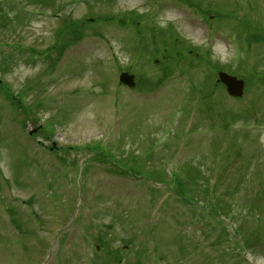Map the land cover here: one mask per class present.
<instances>
[{
  "label": "rangeland",
  "instance_id": "obj_1",
  "mask_svg": "<svg viewBox=\"0 0 264 264\" xmlns=\"http://www.w3.org/2000/svg\"><path fill=\"white\" fill-rule=\"evenodd\" d=\"M155 1L0 0L12 18L0 20V264L246 263L241 246L264 228V0ZM199 2L220 15L208 20ZM137 13V26L118 20ZM99 15L115 24H82L85 39L60 59L72 36L63 20ZM165 60L173 80L155 91L119 85L127 69L152 86ZM207 64L245 76V96L222 85L194 96L208 77L204 90L216 88ZM214 193L234 210L212 216ZM227 232L241 246L223 234L215 249ZM89 240L103 253L89 255ZM248 256L264 264V252Z\"/></svg>",
  "mask_w": 264,
  "mask_h": 264
},
{
  "label": "trees",
  "instance_id": "obj_2",
  "mask_svg": "<svg viewBox=\"0 0 264 264\" xmlns=\"http://www.w3.org/2000/svg\"><path fill=\"white\" fill-rule=\"evenodd\" d=\"M6 15H8V14L6 13ZM223 196L227 197V200H223V201L216 200V202H214V199H210V201L207 203V205L210 207V211H211L212 216H222V215H220V212L229 213L230 211H232L233 205H234L232 197L229 195H226V194H223ZM193 200H196V202H198V200L195 198H193ZM224 202L226 203L225 205H224ZM226 206L228 208H226ZM246 211L247 210L245 208V212ZM255 216L258 218L257 215H255ZM258 220H259V218H258ZM258 223H259V221L256 222V224H258ZM259 231L260 232L258 235L260 237L258 235H255V234H248L247 238H246L245 248L253 255H257L258 248H260L262 252L264 251V228L259 229ZM234 241H235L236 245H238L239 247L241 246L239 237H238V239H236L234 237ZM241 248H243V247L241 246ZM224 254H227V251L224 250ZM241 254H242V252L240 251V256H241ZM223 256H226V255H223ZM241 259H242V257L239 260H241Z\"/></svg>",
  "mask_w": 264,
  "mask_h": 264
},
{
  "label": "water",
  "instance_id": "obj_3",
  "mask_svg": "<svg viewBox=\"0 0 264 264\" xmlns=\"http://www.w3.org/2000/svg\"><path fill=\"white\" fill-rule=\"evenodd\" d=\"M125 77H128L127 74L122 75V78L124 80H125ZM129 78H132V76H130ZM220 78L227 85V88L230 94L235 95V96L243 95V89H244L243 80H238L236 77L230 76L224 72H220ZM125 81L131 83V81L129 80H125Z\"/></svg>",
  "mask_w": 264,
  "mask_h": 264
}]
</instances>
